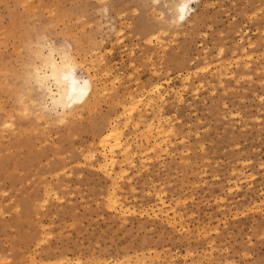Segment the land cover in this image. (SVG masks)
Instances as JSON below:
<instances>
[{
	"label": "rangeland",
	"instance_id": "1",
	"mask_svg": "<svg viewBox=\"0 0 264 264\" xmlns=\"http://www.w3.org/2000/svg\"><path fill=\"white\" fill-rule=\"evenodd\" d=\"M194 8L0 0V264H264V0ZM49 42L97 80L62 122L29 79Z\"/></svg>",
	"mask_w": 264,
	"mask_h": 264
},
{
	"label": "clouds",
	"instance_id": "2",
	"mask_svg": "<svg viewBox=\"0 0 264 264\" xmlns=\"http://www.w3.org/2000/svg\"><path fill=\"white\" fill-rule=\"evenodd\" d=\"M161 0H153L154 4H159ZM165 5L169 7V11L174 13L171 18L166 21L167 26L171 28H179L188 19V17L196 11L192 5L198 4L199 0H179L176 4L174 0H164ZM107 9H104V15L107 16ZM114 30V28H113ZM47 41V36L41 37ZM70 49V45H65ZM39 51L36 53L37 59L42 63L35 67L36 82L47 90L49 93V104L45 105L41 112L51 114L61 119L65 113L72 109L75 105L82 103L88 92L91 90L90 78L77 76L79 66L69 53L63 48L57 49L52 43H42L38 45ZM47 49V54H44ZM59 56V60L57 59ZM55 65V75H50V71ZM59 89V91H54Z\"/></svg>",
	"mask_w": 264,
	"mask_h": 264
},
{
	"label": "bare ground",
	"instance_id": "3",
	"mask_svg": "<svg viewBox=\"0 0 264 264\" xmlns=\"http://www.w3.org/2000/svg\"><path fill=\"white\" fill-rule=\"evenodd\" d=\"M200 1V0H199ZM174 2L176 3V4H178L179 3V0H174ZM163 3L165 4V2H164V0H163ZM192 7H194V5H192ZM168 9H169V7H167ZM169 11V10H168ZM174 13H172V15H173ZM197 17V12L195 11V12H193L189 17H188V19L184 22V23H188V22H190V21H192V20H194L195 18ZM183 23V24H184ZM157 33V32H156ZM40 44V43H39ZM38 44V45H39ZM61 45V44H60ZM55 48H57V49H61V48H63V50L65 51V52H68L69 53V56H70V58H73L74 59V61H75V63L79 66V64H80V61L78 62V60H77V57H76V55H74V53L69 49V48H67L65 45H62V46H56V45H53ZM47 50V49H46ZM45 55L47 54V52H45L44 53ZM57 59L59 60V56H57ZM84 60V59H83ZM38 62V63H37ZM42 63V61L40 60V61H36V65H34V68H33V71H32V74H31V77L29 78L30 80H31V78L33 79V81H34V83L35 84H33V85H37V88H38V93L36 92L35 93V95L36 94H39L38 96V100L35 102L36 104H38V107H37V109L38 108H40V106L42 107V108H44V106L45 105H48L49 104V100H50V97H49V93L47 92V90L45 89V88H42L37 82H36V78H35V67L36 66H39L40 64ZM79 63V64H78ZM82 64V63H81ZM49 71H50V75H55V73H56V68H55V65L53 66V68L50 70L49 69ZM76 75L77 76H80V77H84V78H90V80H91V90L88 92V94H87V96L84 98V100H83V102L82 103H79V104H77V105H75L72 109H70L67 113H65L64 114V116H63V118H66L67 116H70V115H72V116H76V115H78L79 114V116H80V113L82 112V111H84V110H90L93 106H94V102L96 101V92H97V85H96V82L95 81H97V80H95V78L94 77H92V76H90L89 74H84V73H82V74H80L79 72H78V70H77V73H76ZM27 79V78H26ZM30 80H29V82H30ZM28 82V81H27ZM31 83H32V81H31ZM27 84V83H26ZM27 87H28V84L26 85ZM31 86H32V84L30 85V88H31ZM35 87V86H34ZM155 87H157V86H155ZM29 88V87H28ZM36 88V87H35ZM36 88V89H37ZM25 89V88H24ZM32 89V88H31ZM33 90V89H32ZM156 90H157V88H156ZM54 91H59V89H56V90H54ZM30 92V91H29ZM99 92V91H98ZM26 93V92H25ZM22 95V94H21ZM23 95H25V94H23ZM26 96H28V93L26 94ZM150 96V95H149ZM29 97V96H28ZM31 97V96H30ZM30 97H29V99H30ZM19 98H22V96L21 97H19ZM19 98H18V101H19ZM25 98V97H24ZM93 98V99H92ZM26 99V98H25ZM25 99H24V101H25ZM35 99V98H34ZM149 99V98H148ZM152 99V98H151ZM23 100V99H22ZM21 100V101H22ZM21 101H19V102H21ZM24 101H22L23 103H24ZM32 101V99L30 100V102ZM143 101V97H142V95L140 94L139 95V99L137 100V103H140V102H142ZM33 102V105H35V103H34V101H32ZM27 103V102H26ZM143 103V102H142ZM151 103V102H150ZM21 105H22V103H20ZM25 104V103H24ZM141 104V103H140ZM26 106H24V107H26L27 109H23L24 110V112L25 111H28V108L29 107H27V104H25ZM32 105V106H33ZM40 105V106H39ZM148 105V104H147ZM37 106V105H36ZM144 106V105H143ZM22 107V106H21ZM33 107H35V106H33ZM23 108V107H22ZM36 108V107H35ZM125 108V107H124ZM126 110V109H125ZM38 112H39V110H38ZM127 112H128V110H127ZM25 114V113H24ZM26 114H28V113H26ZM34 114H38V113H34ZM41 114L43 115V113L41 112ZM123 114V113H122ZM40 115V114H39ZM38 115V116H39ZM28 116H29V114H28ZM37 116V115H36ZM47 116V115H46ZM43 117H45V115L43 116ZM42 117V118H43ZM48 117V116H47ZM77 117V116H76ZM140 117V116H139ZM28 118V117H27ZM41 118V119H42ZM46 118V117H45ZM48 118H50V117H48ZM37 119V118H36ZM53 119V118H52ZM38 120V119H37ZM59 120V119H58ZM9 121V120H8ZM48 121H49V119H48ZM113 121V120H112ZM114 124V123H113ZM4 127V126H3ZM110 128V127H109ZM114 128V127H113ZM29 129H31V128H29ZM121 131V130H120ZM111 137H114V143H110V140H111ZM113 140V139H112ZM100 146H101V148H102V150H101V156H100V162H99V166L101 167V169L103 168L108 174H109V176L112 178V180H114L115 179V173L117 172H115L114 173V171L116 170V164H117V158H116V155H115V152H116V150H115V147H119V146H121V144H123L122 143V141H121V139H120V132L118 131V129L117 128H114V129H111V130H105L104 131V134L102 133V136H101V138H100ZM117 149V148H116ZM125 149V148H124ZM123 149V150H124ZM90 153V152H89ZM130 153V152H129ZM124 163V162H123ZM121 172V171H120ZM118 175H119V173H118ZM117 175V176H118ZM113 189V188H112ZM111 192V191H110ZM108 206V205H107ZM109 208V207H108ZM115 208V207H114ZM57 262H58V260H56ZM60 263V262H59ZM107 263V262H106ZM118 263V262H117Z\"/></svg>",
	"mask_w": 264,
	"mask_h": 264
}]
</instances>
